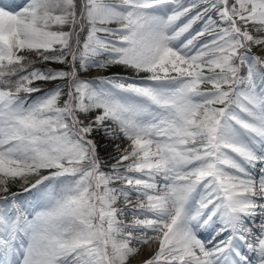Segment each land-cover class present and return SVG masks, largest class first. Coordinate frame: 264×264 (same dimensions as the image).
I'll use <instances>...</instances> for the list:
<instances>
[{"label": "snow or ice", "instance_id": "obj_1", "mask_svg": "<svg viewBox=\"0 0 264 264\" xmlns=\"http://www.w3.org/2000/svg\"><path fill=\"white\" fill-rule=\"evenodd\" d=\"M0 264H264V0H0Z\"/></svg>", "mask_w": 264, "mask_h": 264}, {"label": "rangeland", "instance_id": "obj_2", "mask_svg": "<svg viewBox=\"0 0 264 264\" xmlns=\"http://www.w3.org/2000/svg\"><path fill=\"white\" fill-rule=\"evenodd\" d=\"M113 73H120V74H126L125 70L119 67H113L107 70H91L89 73H87L88 78L96 77L97 75H111ZM130 74V73H127ZM96 138L98 141V144L100 145L99 151L102 157L107 158L109 152L111 151V146L109 142L105 139H102V133H96ZM108 145V147H105V145ZM13 191H20L19 187L13 188ZM23 198V197H22Z\"/></svg>", "mask_w": 264, "mask_h": 264}, {"label": "bare ground", "instance_id": "obj_3", "mask_svg": "<svg viewBox=\"0 0 264 264\" xmlns=\"http://www.w3.org/2000/svg\"><path fill=\"white\" fill-rule=\"evenodd\" d=\"M12 2L16 3V4H21V0H12ZM18 10V9H17Z\"/></svg>", "mask_w": 264, "mask_h": 264}]
</instances>
